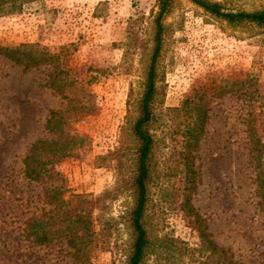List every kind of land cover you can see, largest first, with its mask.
<instances>
[{
  "label": "rangeland",
  "instance_id": "obj_1",
  "mask_svg": "<svg viewBox=\"0 0 264 264\" xmlns=\"http://www.w3.org/2000/svg\"><path fill=\"white\" fill-rule=\"evenodd\" d=\"M207 1L228 11L264 10V0ZM157 13L155 0H44L0 18V45L37 44L58 56L25 69L0 55V264L83 262L72 256L65 237L37 245L28 236L29 219L56 211L49 200L54 192L62 201L102 200L92 214L88 264H124L137 148L131 128ZM162 25L149 223L158 237L196 249L198 232L191 222L197 214L233 260L264 264V207L250 152L252 132L264 160V31L229 25L188 0H174ZM186 99H202L209 116L194 149L186 147L184 135L191 118L174 110ZM52 112L54 132L47 124ZM39 140L69 144L71 156L35 183L24 178L23 160ZM107 220L108 236L99 224ZM160 258L148 264H169Z\"/></svg>",
  "mask_w": 264,
  "mask_h": 264
},
{
  "label": "trees",
  "instance_id": "obj_2",
  "mask_svg": "<svg viewBox=\"0 0 264 264\" xmlns=\"http://www.w3.org/2000/svg\"><path fill=\"white\" fill-rule=\"evenodd\" d=\"M44 0H0V18L12 17L21 13L22 9L32 3ZM174 0H155L158 13L154 19L155 35L154 47L150 64L146 73L143 97L139 102V115L132 125V134L137 141L135 151L134 169L129 188L132 190L133 206L126 214V222L131 232L129 253L124 264H148L152 257L163 259L169 264H242L233 260V257L226 250L219 248L211 235L202 227L201 218L193 214L192 225L198 232L199 245L196 249H189L184 243L167 236L158 237L155 234L153 225L149 223L148 208L150 203V182L154 171V135L151 128L155 121L153 113L155 82H156V61L161 50V38L163 33L162 22L169 13ZM196 7L202 9L208 15L219 19L229 25H251L264 31V10L245 12L228 11L220 4L207 0H188ZM0 55L11 62L23 66L25 69L34 68L44 64L57 61L58 56L49 53L48 50L37 44H25L18 47H7L0 45ZM64 80V79H63ZM178 115L186 114L191 118L189 126L184 135L188 137L186 147L194 149L199 145L205 133L208 122L207 105L202 99H186L180 108L174 109ZM56 113L51 114L47 122L50 132ZM253 142L252 159L255 160L258 170L256 180L260 193L261 204L264 207V160L261 143L251 132ZM60 142H49L39 140L32 144L28 155L23 160L24 178L29 182H42L50 171L53 164L71 156L69 144L60 145ZM194 173L193 171H191ZM49 200L57 209L52 216L42 215L40 218H31L27 221L28 236L37 245H45L59 237L68 239L69 246L74 249L72 256L88 264L89 246L94 241L93 210H101L100 200L92 201L85 196H76L69 201H62L54 192ZM102 201V200H101ZM188 197L185 196L183 205H187ZM99 219V218H98ZM102 233L107 236L112 227V220L99 221ZM73 232V237L69 235Z\"/></svg>",
  "mask_w": 264,
  "mask_h": 264
}]
</instances>
